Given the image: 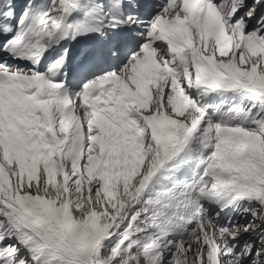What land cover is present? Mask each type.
Masks as SVG:
<instances>
[{"label": "snow or ice", "instance_id": "obj_1", "mask_svg": "<svg viewBox=\"0 0 264 264\" xmlns=\"http://www.w3.org/2000/svg\"><path fill=\"white\" fill-rule=\"evenodd\" d=\"M0 264H264V0H0Z\"/></svg>", "mask_w": 264, "mask_h": 264}]
</instances>
